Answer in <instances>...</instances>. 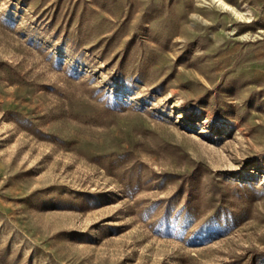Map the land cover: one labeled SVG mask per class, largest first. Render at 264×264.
<instances>
[{"label": "rangeland", "instance_id": "374dc122", "mask_svg": "<svg viewBox=\"0 0 264 264\" xmlns=\"http://www.w3.org/2000/svg\"><path fill=\"white\" fill-rule=\"evenodd\" d=\"M221 1L0 0V264H264V0Z\"/></svg>", "mask_w": 264, "mask_h": 264}, {"label": "bare ground", "instance_id": "6f19581e", "mask_svg": "<svg viewBox=\"0 0 264 264\" xmlns=\"http://www.w3.org/2000/svg\"><path fill=\"white\" fill-rule=\"evenodd\" d=\"M221 1V0H220ZM222 2V1H221ZM220 3V2H219ZM222 4L224 5L225 3L222 2ZM235 12V11H234ZM236 14V13H235Z\"/></svg>", "mask_w": 264, "mask_h": 264}]
</instances>
